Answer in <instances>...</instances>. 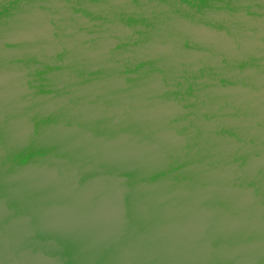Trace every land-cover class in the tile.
Returning a JSON list of instances; mask_svg holds the SVG:
<instances>
[{
  "label": "water",
  "instance_id": "water-1",
  "mask_svg": "<svg viewBox=\"0 0 264 264\" xmlns=\"http://www.w3.org/2000/svg\"><path fill=\"white\" fill-rule=\"evenodd\" d=\"M0 264H264V0H0Z\"/></svg>",
  "mask_w": 264,
  "mask_h": 264
}]
</instances>
